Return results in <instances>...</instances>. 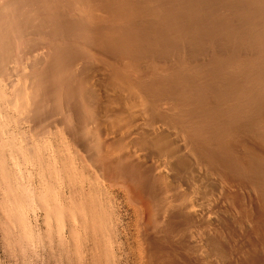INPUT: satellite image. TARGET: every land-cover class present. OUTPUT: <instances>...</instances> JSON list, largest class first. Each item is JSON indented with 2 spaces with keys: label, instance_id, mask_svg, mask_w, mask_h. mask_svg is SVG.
Here are the masks:
<instances>
[{
  "label": "bare ground",
  "instance_id": "1",
  "mask_svg": "<svg viewBox=\"0 0 264 264\" xmlns=\"http://www.w3.org/2000/svg\"><path fill=\"white\" fill-rule=\"evenodd\" d=\"M0 241L264 264V0H0Z\"/></svg>",
  "mask_w": 264,
  "mask_h": 264
},
{
  "label": "rangeland",
  "instance_id": "2",
  "mask_svg": "<svg viewBox=\"0 0 264 264\" xmlns=\"http://www.w3.org/2000/svg\"><path fill=\"white\" fill-rule=\"evenodd\" d=\"M0 243H2L0 241ZM3 258V259H2ZM5 252V248L2 244H0V264H16V261ZM6 261V262H5ZM49 264V263H46Z\"/></svg>",
  "mask_w": 264,
  "mask_h": 264
}]
</instances>
